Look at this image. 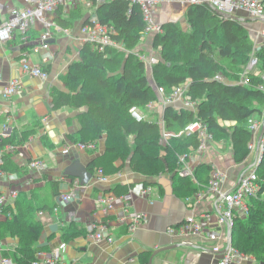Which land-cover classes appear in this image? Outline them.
Wrapping results in <instances>:
<instances>
[{
	"label": "trees",
	"instance_id": "1",
	"mask_svg": "<svg viewBox=\"0 0 264 264\" xmlns=\"http://www.w3.org/2000/svg\"><path fill=\"white\" fill-rule=\"evenodd\" d=\"M98 17L99 22L109 27L112 37L123 43L126 50L111 48L101 53L86 44L81 51V59L69 67L65 78L66 90H54L55 108L67 106L80 111L81 127L78 133L69 136L68 141L97 145L104 135L107 138L105 154L110 161L129 159L131 170L143 175L168 169L177 182L175 190L184 192L185 198L193 196L208 184L211 166L203 164L209 171V178L207 181L199 179V185L190 178L180 176L177 169L179 155H192L197 149V137L172 136L163 146L160 125L152 120L154 114L137 121L130 113L135 106L148 112V104L157 99L147 76L146 63L136 56L141 51L138 46L147 27L141 9L136 5L130 6L125 0H110L98 6ZM186 19L188 30L180 22L170 21L163 23V32L155 35L153 48L159 50L162 56L153 69L156 84L163 86L167 93L187 84L189 94L199 103L197 118L208 124L215 139H229L234 161L244 163L251 155L250 143L253 139L247 122L260 110L258 107L264 105V90L259 88L264 85V78L258 74L260 66L251 75L249 86L240 84L239 80L242 68L251 57L261 58L259 54L264 49V43L258 50L254 49L244 22L224 18L205 3L189 5ZM123 53L129 56L123 58ZM217 75L225 81L216 79ZM90 76L92 84L87 82ZM195 118L192 111L178 112L168 106L164 113V125L166 130L178 133ZM11 135L7 138L8 143L13 145ZM130 135L135 137L133 145L128 140ZM3 145L4 142L0 147ZM7 154L3 153L4 163L0 165V172L7 171ZM88 168L92 173L102 168L107 174L99 158H95ZM199 169L200 166L195 169L196 179ZM256 171L259 192L249 198L248 213L237 217L232 230L233 245L253 258L244 264H264V150ZM132 187L133 184L120 185L116 194L125 195ZM51 193L55 197L60 191L55 188ZM8 205L5 204L2 211L11 216L0 220V236L4 229L19 237V253L15 252L12 260L17 264H30L41 249L36 243L44 229L36 215L40 211L53 210L56 204L47 202L39 189H32L29 192L20 191L15 200V211L10 212ZM70 229L78 235L88 234L87 228H79L75 222L70 224Z\"/></svg>",
	"mask_w": 264,
	"mask_h": 264
},
{
	"label": "crops",
	"instance_id": "2",
	"mask_svg": "<svg viewBox=\"0 0 264 264\" xmlns=\"http://www.w3.org/2000/svg\"><path fill=\"white\" fill-rule=\"evenodd\" d=\"M22 5L23 0H0V23L7 19L12 6ZM188 6L183 1L171 5L163 4L155 19L161 24L170 21L180 22L182 27L188 30L186 19ZM238 16L246 18L244 23L248 30L259 28L260 24L246 13L240 12ZM54 17L70 29V34H55L49 50L39 48L38 29L32 30L27 42H23L19 36L8 42H0V146L5 143L2 148L0 147V152L9 153L6 156L7 171L0 172V193L16 189L19 195L20 191L39 189L47 202L58 205L57 212L47 210L37 213L36 217L44 229L36 244L41 248L40 251L47 253L60 248L64 264H216L223 251L213 250L212 247L221 245V242H214L203 236H171L167 230L170 227L178 228L193 212L196 214L207 212L212 216V228L227 232V225L219 223L217 197L208 195L199 203L189 205L184 192L175 190L177 182L174 174L168 169L157 174L143 175L131 170L129 159L123 161L116 158L110 161L105 154L107 138L104 135L99 138L94 150L73 149L68 155L62 154V148L68 142L69 136L75 134L81 127L78 117L80 111L67 106L55 108L53 92L56 89L66 90L65 78L69 67L81 59V51L85 46L81 40V27L86 20L89 19L90 22L93 18H99L98 6L89 0H78L60 7ZM250 21L252 23L249 24ZM154 38L155 35H150L142 39L138 49L141 51L153 49ZM25 58L32 64L45 68L49 72V78L44 81L24 72L22 60ZM12 78H19L23 83V89L13 98L4 99L3 87ZM149 81L152 87L155 86L151 80ZM169 106L178 112L184 110L181 103ZM167 107L157 103L152 110L147 108L148 112H155L153 113L155 118L152 120L160 125V142L163 146L168 143L163 140L162 126ZM258 108L260 110L253 116L263 119L264 105ZM5 124L12 126L10 133L5 134L3 130ZM11 133L13 145L8 143L7 138ZM260 135L261 132L256 136V140L252 139L250 143L253 145L252 152L244 163L234 161L233 146L229 139H219L213 154H205L203 161L193 158L195 168L200 166V169L197 179L195 177L196 180L192 181L196 185H199L200 180L207 181L209 171L203 164L208 165L210 159H215L227 174L224 188H231L238 182L241 174L253 166ZM134 138L133 135L128 136L131 145L134 144ZM31 158L44 159L47 168L43 172L29 169L27 161ZM95 158H99L103 163L107 182L99 183L93 188L82 187L79 178L73 180L64 174L66 167L73 160L79 159L90 166ZM161 159L164 160L163 156ZM76 181H79L82 187L80 198L77 200L61 202L59 195L55 197L52 195L51 192L55 188L59 189L60 193L69 191L75 187ZM126 184H133L130 191L125 194L131 208L147 216V222L134 233L128 230L126 224L119 221L118 211L106 212L100 201L101 197L116 194V188ZM146 186L152 188L149 198H144L140 194L141 188ZM15 200L11 199L8 202L10 212L16 209ZM191 202L195 203L193 197ZM10 216L7 211L0 212V220ZM72 222L78 224L79 228L84 227L87 230L90 225H95L98 229L100 224L106 223L113 240L107 242L91 238L88 234L78 235L70 229ZM19 242V237L2 229L0 264L2 258L12 260L13 254L19 253ZM169 246L174 247L154 256V251Z\"/></svg>",
	"mask_w": 264,
	"mask_h": 264
},
{
	"label": "built area",
	"instance_id": "3",
	"mask_svg": "<svg viewBox=\"0 0 264 264\" xmlns=\"http://www.w3.org/2000/svg\"><path fill=\"white\" fill-rule=\"evenodd\" d=\"M78 0H23L21 7L12 6L9 9L8 17L0 23V42H8L15 36H19L23 42H27L30 33L34 29L39 30L40 49L49 50L50 42L55 37V34H70V29L60 25L54 17V14L60 7ZM95 6L107 3L110 0H89ZM130 6H138L143 14L144 20L147 24L145 35L143 39L150 35L162 33V24L156 21V16L163 4L171 5L178 1H183L188 5L191 4H211L218 10L224 13L238 15L240 12L246 13L248 16L256 20L260 26L258 29L249 30L250 38L254 43V49L257 50L264 43V0H125ZM81 40L90 45L93 50L105 53L108 49L115 48L126 50L123 43L116 41L112 37V32L109 27L99 22L98 19L93 18L89 23L81 27ZM256 50V51H257ZM137 56L146 63L148 69L154 68V65L159 62L158 56L153 52V49L147 51H138ZM260 59L257 56H252L250 61L242 68L239 83L245 86L250 85V77L256 72L260 66ZM22 68L24 72L41 80L49 78V72L40 65L32 64L28 59L22 60ZM264 78V76H263ZM216 79L225 81L221 75H217ZM157 94V99L148 104L147 108L153 109L157 103L163 106L182 104L184 110L192 111L196 118L184 126L178 133L166 130L164 121L162 126L163 140L168 142V138L175 136H196L199 145L194 151V155L181 154L179 155L177 172L180 176L195 179V165L193 158L203 161L205 154H213L218 146V141L214 134L209 130L208 124L200 118H197L199 103L188 92V85H179L169 93L166 92L163 86H153ZM264 90V85L259 86ZM23 89V83L19 78H12L3 87L2 95L4 99H10L16 96ZM131 115L137 120L142 121L146 117L143 116L142 109L133 107L130 110ZM249 130L253 134V140L259 132H263L262 147L259 156L255 159L252 167L248 168L241 174L231 188H224V181L226 179L225 170L218 164L215 159H210L208 165L211 166L209 182L201 190L195 192L191 197H186V202L189 205H194L202 201L208 195H214L218 198L219 223L225 224L228 231H220L212 228V216L210 213L202 212L200 214L191 213L186 220L178 227H170L167 233L171 236H203L214 242H221V245L213 246V250H222L221 257L216 264H244L253 260L250 255L245 254L233 245L232 230L235 226L238 216H245L249 211L248 200L252 196H256L260 189L259 176L256 171L257 165L261 160L264 150V118L258 119L253 115L247 122ZM12 126L4 125L5 134L11 132ZM253 147V145H250ZM95 143L67 142L62 148V154L68 155L73 149L77 151H87L96 149ZM14 149V147H11ZM12 149V150H13ZM3 152H0V165H3ZM28 168L37 172H43L47 168V162L44 159L34 158L28 162ZM108 178L104 174L102 168H97L93 178L88 185L91 188L99 183L107 182ZM85 187V186H82ZM80 184L75 182V187L67 192L59 194L61 202H70L80 198ZM152 193V188L149 186L143 187L140 190L141 196L149 198ZM18 190L10 189L4 191L0 195V212L3 206L8 204L11 199H16ZM195 200L192 203L191 200ZM100 201L104 205L106 212L118 211L119 221L126 224L128 230L134 233L140 226L147 222V216L141 211L131 208L130 201L125 195L108 194L101 197ZM58 205L53 208L57 212ZM88 235L96 240H106L112 242L113 236L109 231L106 223L97 226L90 225L88 228ZM1 264H17L13 260L6 257L2 258ZM30 264H64L62 252L60 248L47 253L46 251H38L36 259Z\"/></svg>",
	"mask_w": 264,
	"mask_h": 264
},
{
	"label": "water",
	"instance_id": "4",
	"mask_svg": "<svg viewBox=\"0 0 264 264\" xmlns=\"http://www.w3.org/2000/svg\"><path fill=\"white\" fill-rule=\"evenodd\" d=\"M207 4L210 5L211 7H213L211 4H209V3H207ZM213 9L220 16H222L224 18L231 19V20L238 21V22H244L246 20V18L238 16V15L224 13L221 10L216 9L215 7H213ZM262 140H263V132L261 133L260 138H259V143H258L257 152H256V158L260 154L261 147H262ZM88 167H89L88 164H84L81 160L76 159V160H73L66 167L64 174L66 176H69V177L79 178L81 186H86V185H88V183L90 182V180L93 177V173L89 170ZM172 247H174V246L164 247L162 249L156 250V251H154V256L157 253H159L161 251H165V250L172 248Z\"/></svg>",
	"mask_w": 264,
	"mask_h": 264
},
{
	"label": "rangeland",
	"instance_id": "5",
	"mask_svg": "<svg viewBox=\"0 0 264 264\" xmlns=\"http://www.w3.org/2000/svg\"><path fill=\"white\" fill-rule=\"evenodd\" d=\"M254 22V21H253ZM249 24L250 23H252V21H250V22H248ZM255 23V22H254ZM255 26H257V23L255 24ZM248 33H249V30H248ZM250 35V34H249ZM146 46H144V48H145ZM153 48V47H152ZM264 48V47H263ZM153 52L158 56V58H159V60L162 58V56H161V52L159 51V50H157V49H154L153 48ZM260 59H261V65H260V67H259V71H258V74L260 75V76H264V49L260 52ZM127 56H129V55H127V53H123V58H126ZM136 56H137V54H136ZM189 56V55H188ZM153 69L154 68H152V69H148L147 68V76H148V78H149V80H151L152 82H153V84L154 85H156V79H155V77L153 76ZM229 76V75H228ZM90 78H91V76L89 77V79H87V82L89 81V83H91L92 84V82H90ZM142 113H143V116L144 117H148L150 114H153V113H155V112H153V113H150V112H143L142 111ZM149 118V117H148ZM155 118V117H154ZM153 118V119H154ZM159 119V118H158ZM129 140H131V138L129 137ZM217 141H220L219 139H216Z\"/></svg>",
	"mask_w": 264,
	"mask_h": 264
}]
</instances>
